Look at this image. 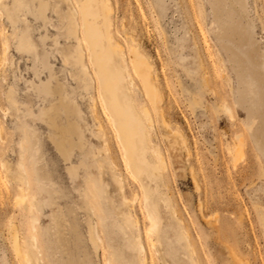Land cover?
I'll return each instance as SVG.
<instances>
[{
    "label": "rangeland",
    "instance_id": "obj_1",
    "mask_svg": "<svg viewBox=\"0 0 264 264\" xmlns=\"http://www.w3.org/2000/svg\"><path fill=\"white\" fill-rule=\"evenodd\" d=\"M30 1L31 8L0 0V264H23L14 227L24 248L35 235L39 264H142L139 237L148 264H264V0H111L114 34L127 48L126 32H133L155 63L171 123L150 107L155 121L145 151L158 169L138 162L137 173L117 139L98 72L91 67L97 82L89 86L68 56L75 40L67 32L64 0ZM13 5L15 22L14 10H7ZM27 30L41 46L38 60L19 46ZM229 30L236 67L221 44ZM194 41L216 95L200 90ZM128 89L143 119L146 97L138 79ZM194 95L200 107H191ZM220 98L234 119L217 112ZM237 136L245 147L236 160ZM21 166L28 180L24 203L17 201ZM32 200L37 212L30 209Z\"/></svg>",
    "mask_w": 264,
    "mask_h": 264
},
{
    "label": "bare ground",
    "instance_id": "obj_2",
    "mask_svg": "<svg viewBox=\"0 0 264 264\" xmlns=\"http://www.w3.org/2000/svg\"><path fill=\"white\" fill-rule=\"evenodd\" d=\"M13 1L18 4H25L28 8L32 7L30 0ZM64 2V19L68 27L67 32L75 40L74 45L69 46V58L73 62L79 64L82 74L85 78H88L86 80L89 86L96 84L97 82L91 67H95V70L98 72V85L104 98V104L106 105V109H108L112 115V124L116 129L117 139L120 140L123 146L124 154L128 158V166L131 168L132 172L137 173L141 170L137 165L138 162H141L152 171H155L158 167L155 168V166L149 162L145 151L147 130L153 128L155 121L150 107L153 108L157 117L162 120V122L171 127L170 119L167 117L168 115H166V111L168 110L162 106L165 93L161 88L162 86L159 85L160 82L158 83V73L156 74V71L154 72L155 63L151 61L152 59L150 60L148 53L141 47L136 35L133 32H126V36L130 40V45L127 48L118 37L116 38L114 30L117 24L111 0H64ZM3 5L5 6V4ZM46 8L47 6L45 4L41 5V13L43 15L45 14ZM7 10L9 13L14 10L12 19L15 22L18 17V10L14 5L13 7H7ZM121 24L126 28V24L124 22ZM192 36L194 40L196 38L195 34L193 33ZM230 37L231 30L221 35V44L223 45V51L226 53L227 60H229L232 64H236L237 59L235 52L228 42ZM19 46L22 50L31 52L36 60L39 59L41 46L33 37L32 32L27 30L22 34ZM8 48L9 45L7 44L6 52ZM194 50L196 51L197 59V62L195 61V71L196 73H200L202 80L200 90H211L213 94L216 95L217 90L211 87V81L209 80L208 73L202 71V51L200 50V46L195 41ZM119 57H121L125 62V71L119 66ZM180 60L183 61V67L189 68L190 61L185 59L183 53H180ZM235 64L233 67H236ZM136 79H138L140 87L146 97V101L142 104L144 115L143 119L139 117L136 112L128 91V86H134ZM198 95L201 96L200 92ZM189 100L191 107L196 108L201 106V102L198 100L196 95L191 96ZM220 102L221 104L218 105L217 103ZM215 107L217 112L225 111L229 114L230 119L235 118L233 109L227 103L225 98H220L219 102H216ZM92 114L95 118L98 117V103L95 99L92 100ZM99 129H102L101 125L99 126ZM256 144L258 149L261 148V145L258 142ZM244 147V138L242 136H237L236 151L234 153L236 160L243 154ZM157 154L158 161L160 163L159 166L164 167L166 164L164 155L159 151H157ZM17 172L18 176H16V179L18 177L20 183L22 184V196L17 201L18 203H24L26 201L25 198L27 195L28 180L22 166L17 168ZM194 177H196V175H194ZM119 180L121 191H123L124 179L121 176ZM195 181V184L200 186L197 177ZM123 198L125 203H127L128 199L124 194ZM145 201L149 208L148 214L152 221V228L157 229L159 220L149 203V196L147 193ZM130 207H133V204H131ZM30 209L33 212H37L38 208L35 200L31 201ZM132 217L133 216L131 215L130 218L132 219ZM34 218L35 217L33 216V219ZM56 218L58 220V216L53 215V220L55 222ZM135 220V224H138V220ZM157 233L159 235V229L157 230ZM91 237L95 245L100 243L101 237L98 235L93 225H91ZM116 240L119 241L118 238H116ZM36 243V237L33 235L30 244L24 248L21 245L19 234L14 227L13 245L16 254L22 260L23 264H39V253ZM137 244L142 264H148L146 248L141 237L138 238ZM152 244L155 245V242Z\"/></svg>",
    "mask_w": 264,
    "mask_h": 264
}]
</instances>
